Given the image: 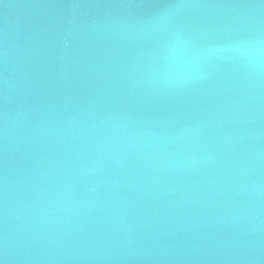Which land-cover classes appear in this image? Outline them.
<instances>
[{"label":"water","instance_id":"1","mask_svg":"<svg viewBox=\"0 0 264 264\" xmlns=\"http://www.w3.org/2000/svg\"><path fill=\"white\" fill-rule=\"evenodd\" d=\"M258 44L264 0H0V264H264Z\"/></svg>","mask_w":264,"mask_h":264},{"label":"clouds","instance_id":"2","mask_svg":"<svg viewBox=\"0 0 264 264\" xmlns=\"http://www.w3.org/2000/svg\"><path fill=\"white\" fill-rule=\"evenodd\" d=\"M252 55L254 56V69L256 72L264 70V47L259 44L252 50ZM200 63V58L198 56H190L179 62L178 72L180 78L186 77L191 74Z\"/></svg>","mask_w":264,"mask_h":264}]
</instances>
